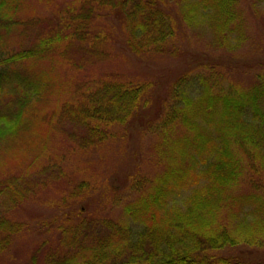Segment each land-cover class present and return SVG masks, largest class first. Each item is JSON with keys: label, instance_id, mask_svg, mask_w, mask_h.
Listing matches in <instances>:
<instances>
[{"label": "trees", "instance_id": "obj_1", "mask_svg": "<svg viewBox=\"0 0 264 264\" xmlns=\"http://www.w3.org/2000/svg\"><path fill=\"white\" fill-rule=\"evenodd\" d=\"M19 1L0 0V154L11 141L33 146L28 137L38 133L32 119L52 117L44 101L54 94L55 113L82 131L70 137L77 139L75 151L99 154L110 140H125L143 129L154 136L152 160L162 169L149 181L128 177L127 191L143 182L144 189L116 220L90 214L93 209L99 214L117 187L107 178L91 185L86 177L75 189L45 201L46 215L14 218L12 210L58 177L50 176L51 169L30 182L37 152L25 165L17 162L6 171L0 156V257L38 230L43 237L18 264H264L258 255L222 253L264 247V62H256L260 70L242 84L221 59L240 52L247 39L239 0H172L174 6L167 0H83L77 8L56 11L50 32L31 46L9 49L6 38L23 24ZM113 19L136 57H177L176 36L183 27L196 34L206 29L211 46L226 53L184 69L168 82L163 101L155 100L162 84L157 79L104 77L97 87H86L78 102L60 103L49 70L37 65L71 63L67 55L73 44L92 56L104 54L102 45L112 30L101 24ZM137 123L143 128L135 130ZM96 193L102 202L93 204ZM94 231L98 238L91 237Z\"/></svg>", "mask_w": 264, "mask_h": 264}, {"label": "rangeland", "instance_id": "obj_2", "mask_svg": "<svg viewBox=\"0 0 264 264\" xmlns=\"http://www.w3.org/2000/svg\"><path fill=\"white\" fill-rule=\"evenodd\" d=\"M82 1H19L18 17L23 24L11 30L4 45L9 49L31 46L32 41L38 36L41 35L42 37L50 32L53 22H55L56 11H60L67 5H73L77 8ZM167 1L174 6L172 0ZM239 5L247 17V39L240 52L230 53L221 59L223 60L225 71L229 70L230 77L244 84L248 82L249 79L247 77H250V72L255 74L260 70L256 62H264V0H239ZM108 21L112 23L101 24L102 28L112 30V36L107 44L102 45V50L105 49L104 54L101 52L98 56H92L79 48L78 45L74 46L73 44L69 47L67 55L71 63L62 61L60 65L54 66V64L48 65L49 61H45L37 65L42 70H49L48 73L52 82L54 80L58 87V95H60L58 100L60 103L68 99L75 101V103L78 102V98L84 96L86 87H97L100 83V78L104 77L126 80L152 78L156 81L157 79L162 84L157 87L155 100L158 101L159 97H161L160 100L163 101L166 100L168 95L166 92L168 82L174 80L184 69L190 67L191 64L194 65L193 63L199 62L198 64H200L206 59L217 58V56L226 53L211 46L210 34L206 29H201L203 33L199 31L196 34L183 27L176 36L177 57L162 56L151 60H149L150 58H140L138 56L137 58L125 47L121 38V28H119L115 20ZM46 96V101L44 102L49 103L52 117L42 115L41 118L37 116L32 119V130L38 133V137H28L33 143L30 149L27 148L28 145H22L21 142L16 143L17 141H11L6 144L14 145L16 143V146L12 145L11 148L3 146L2 150L4 152L0 156L4 155V157L1 164L5 161L6 166H2V171L15 168L17 162L25 165L27 160L33 158V154L37 152L38 159L35 165L38 166L31 172L32 164L35 160L30 165V174L28 175L30 182H37L44 176L42 173L45 174L51 169L55 171L50 176L58 178L47 181V184L39 190L38 195L34 199L25 203V206L12 210L10 216L18 218L20 215L32 218L36 214L48 213L49 210L45 205V201L55 198L71 188L75 189L80 179L86 177L91 185L100 183L102 178H107L109 184L117 187L118 190V193L114 194L110 202L101 205L99 214L93 209L90 215L100 218L107 217L113 220L122 217L123 206L141 194L144 189L143 182L139 188L135 189L136 185L133 184L134 187L129 188L127 191L125 186L128 182V177L133 176L135 180L145 177L149 181L155 176L156 172L159 173V170L162 169V166L160 167L153 162L152 142L154 136L143 131V127H140V124L137 123L134 125V129H142L139 134L134 132L133 137L125 140H110L99 154L93 151L87 153L75 151L73 144L77 139L71 140L70 137L71 135L73 137L82 136V131L68 123V117L55 113L58 107L56 106L54 94H46ZM155 108H153V111ZM49 120H51L50 123L48 122ZM35 147H38V149L32 150ZM49 155L50 157H48ZM55 156L57 157L55 158ZM43 163L45 166L44 171L41 170ZM52 166H55V168H51ZM62 172L64 174L68 172V177L63 179ZM24 177L26 178V176ZM242 187L244 191V186L242 185ZM102 192L101 190L100 193ZM98 199L100 198L98 193H96L90 201L93 204H95V200L97 203L102 202V200ZM88 219H90L89 215ZM96 232H99L98 228ZM96 232L90 233L93 239L99 237ZM42 237V233L36 230V235L32 234L31 237L22 240L12 247L8 253L9 255L0 257V264H13L8 259L10 256L13 257L15 264H18V261L23 263L25 255L37 246ZM237 248V251L232 249L222 253L230 256L258 255L264 259V247L240 246Z\"/></svg>", "mask_w": 264, "mask_h": 264}]
</instances>
